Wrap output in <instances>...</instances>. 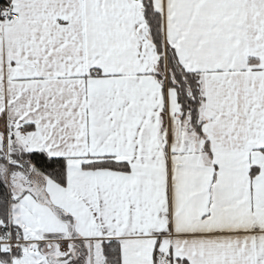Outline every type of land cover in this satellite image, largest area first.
<instances>
[{
	"label": "snow or ice",
	"instance_id": "1",
	"mask_svg": "<svg viewBox=\"0 0 264 264\" xmlns=\"http://www.w3.org/2000/svg\"><path fill=\"white\" fill-rule=\"evenodd\" d=\"M0 264H264V0H0Z\"/></svg>",
	"mask_w": 264,
	"mask_h": 264
}]
</instances>
